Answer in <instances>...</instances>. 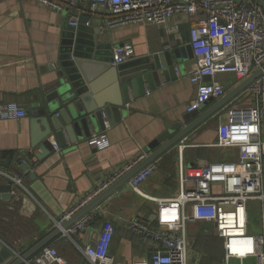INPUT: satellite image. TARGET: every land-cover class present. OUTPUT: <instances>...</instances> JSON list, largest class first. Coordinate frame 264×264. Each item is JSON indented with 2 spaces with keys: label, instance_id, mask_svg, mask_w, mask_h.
<instances>
[{
  "label": "crops",
  "instance_id": "obj_1",
  "mask_svg": "<svg viewBox=\"0 0 264 264\" xmlns=\"http://www.w3.org/2000/svg\"><path fill=\"white\" fill-rule=\"evenodd\" d=\"M67 1H75L76 6L65 3L63 10L57 11L34 0L0 2V102H17L27 110V115L20 121L0 120V166L21 178L23 185V189L11 188L20 198L14 210L9 209L15 202L12 196L9 199L0 197V240L16 254L25 253L44 238L65 211L104 180L110 179L121 164L133 162L140 155L147 156L144 149L166 130L168 122H177L188 113L187 106L196 93V87L189 79L195 61L187 52L193 20L180 14L166 26L128 24L102 29L110 17L108 10L91 11L92 0ZM76 16H88L89 22H94L99 42L111 45L112 53L117 46L125 44L134 51L132 59L153 57L165 51L181 52L176 77L169 81L158 77V85L144 79L142 91L138 87L137 95L129 90V101L118 109L119 121L109 124L105 117L104 129L111 146L102 151L87 143L89 136L83 131L74 139L65 134L64 139L59 140L54 133L52 117L64 124V108L54 105L48 111L44 103L47 89L59 67L64 25L69 18L73 21ZM219 80L228 90L236 86L233 74H221ZM120 93L118 96L122 98L124 94ZM233 103L236 101L229 102L225 109ZM225 109L186 139L188 144H194L185 150L187 165L225 159L223 149L209 146L217 141L215 127L225 119ZM47 129L52 132L44 138ZM100 131L92 128L91 134ZM46 142L50 150L38 158L42 154L41 145ZM54 143L61 148L60 151L54 150ZM173 154L177 160V146L155 160L159 167L142 186L147 196L169 199L180 191L178 164L175 160L173 162ZM235 155L232 153L231 156ZM24 156L31 159L23 162ZM9 183L0 175V186ZM153 202L125 185L98 206L89 230L58 238L51 245L73 264H90L77 244L84 246L93 240L95 232L112 224L115 234L110 254L115 263L150 264L151 249L142 235L129 228V222L139 215L145 217L144 209L150 210L151 214L155 212L157 206ZM218 242L223 250V261V240ZM231 264H256V261L253 258H245L242 262L232 259Z\"/></svg>",
  "mask_w": 264,
  "mask_h": 264
},
{
  "label": "built area",
  "instance_id": "obj_2",
  "mask_svg": "<svg viewBox=\"0 0 264 264\" xmlns=\"http://www.w3.org/2000/svg\"><path fill=\"white\" fill-rule=\"evenodd\" d=\"M3 0H0V2ZM61 11L65 3L76 6L75 1L34 0ZM67 1V2H66ZM91 11L106 9L110 12L105 26L111 29L128 24L166 26L176 15H185L193 24L189 37L195 67L189 75L196 87L194 98L187 112L199 111L211 99L222 98L226 86L219 80L221 74H233L236 84L247 79L257 70H263L244 91L225 109L226 117L217 127L215 146L236 153L233 159L212 161L189 166L185 150L194 146L183 140L177 145L180 191L169 199L149 197L142 190L143 184L158 169L153 161L141 169L126 184L132 192L157 203L152 214L155 220L144 215L134 217L129 228L143 236L151 249L150 264H195L192 262L193 241L189 228L195 223L213 226L215 236L223 240L225 255L222 264L232 259L253 258L256 264H264V9L255 0H92ZM77 16L71 25L77 26ZM167 49V48H166ZM134 51L130 45L117 46L112 65L131 60ZM178 73V69H176ZM209 77V80L206 78ZM232 100V101H233ZM221 110V111H222ZM220 111V112H221ZM219 112V113H220ZM218 113V114H219ZM27 115L25 107L17 102H0V120L20 121ZM87 143L96 150L111 146L107 132H93ZM55 151H60L53 144ZM231 156V155H230ZM27 157V156H26ZM138 156L117 168L110 179L104 180L71 209L65 211L55 226H61L79 209L109 188L132 168L145 159ZM30 157L22 158L27 162ZM13 187L23 189L22 180L0 169ZM14 189V188H13ZM10 196L15 199L10 210L20 200L16 190ZM259 201L261 213L260 232L249 233L251 201ZM84 215L66 235L86 232L96 217V210ZM115 234L112 224L97 231V237L77 248L90 264H116L110 254ZM20 255V254H18ZM28 264H73L59 250L49 245L43 248Z\"/></svg>",
  "mask_w": 264,
  "mask_h": 264
},
{
  "label": "water",
  "instance_id": "obj_3",
  "mask_svg": "<svg viewBox=\"0 0 264 264\" xmlns=\"http://www.w3.org/2000/svg\"><path fill=\"white\" fill-rule=\"evenodd\" d=\"M255 1L264 9V0ZM77 21L78 26H73L70 24L71 19L69 18L64 25L59 67L56 70L53 83L47 89L44 102L48 111L54 105L64 108V124L58 118L52 117L54 133L59 140H63L65 134L74 139L82 131L90 136L92 128L104 130L105 117L108 118L109 124H115L121 119L118 109L129 101L130 89L137 95L138 87L140 92L142 91L144 79L153 85L159 84L158 77H163L169 81L177 76L176 69L181 63V52L165 51L157 53L153 57L131 59L112 66L111 45L99 42V34L95 29L94 22H89L88 16H81ZM187 49L189 58H193L191 47L188 46ZM262 71L261 69L255 71L230 90L226 87L225 95L218 100H209L202 106L200 113V110L187 113L177 122H168L166 130L149 147L144 149L148 153L144 160L79 209L61 226H55L51 232L25 253L16 254L0 240V264H28L34 256L56 239L68 237L66 235L68 229L84 215L96 209L112 194L124 187L141 169L173 149L183 140L188 139L199 126L215 118L229 102L258 78ZM206 79L209 80V77ZM120 91L124 94L122 98L118 96ZM45 111L43 110V112ZM51 132L50 129H47L44 138ZM41 150L42 154H39L38 158L49 152L47 142L41 145ZM189 166H193V164ZM23 168L27 170L25 165ZM11 188V183L0 186V197L9 199ZM144 210L146 218L155 220V215L151 214L150 210ZM95 237H97V232L93 234V238ZM63 243L65 242L63 241Z\"/></svg>",
  "mask_w": 264,
  "mask_h": 264
},
{
  "label": "rangeland",
  "instance_id": "obj_4",
  "mask_svg": "<svg viewBox=\"0 0 264 264\" xmlns=\"http://www.w3.org/2000/svg\"><path fill=\"white\" fill-rule=\"evenodd\" d=\"M214 129V128H213ZM216 130V136H217V128L215 127ZM215 132V131H214ZM224 153V160L221 161H226L234 158L232 155V150H222ZM173 158V162L175 160V154L171 156ZM177 158V155H176ZM177 160H175V163ZM154 206H157V203L153 202L152 203ZM248 210H249V233L252 234H257L260 232V224H261V213H260V203L259 201H251L249 202L248 205ZM189 235H190V240L193 241V249L192 250V262L194 263V260H198V264H219L221 263L222 259V252L221 251H216V255H213V258H211L212 254L208 255L207 253L201 252L203 251V246H202V240L201 238L207 237L210 240L211 247L213 248H220L219 247V242L216 240L215 233H214V228L212 225L207 224V223H195L194 225H191L189 228ZM212 237V238H210ZM218 245V246H217ZM212 250V252H215ZM211 252V253H212ZM222 255V256H221ZM254 261V260H253Z\"/></svg>",
  "mask_w": 264,
  "mask_h": 264
},
{
  "label": "trees",
  "instance_id": "obj_5",
  "mask_svg": "<svg viewBox=\"0 0 264 264\" xmlns=\"http://www.w3.org/2000/svg\"><path fill=\"white\" fill-rule=\"evenodd\" d=\"M30 157V156H29ZM0 169H2V170H4V171H6V169L5 168H3V167H1L0 166ZM216 237V240H219V239H221V238H219V237H217V236H215ZM210 238H212V237H210ZM219 238V239H218ZM201 240H202V246H203V251H201V252H203V254L204 253H207L208 255H210V254H212V256H211V258H213V255H216V251L215 250H217V251H221L222 253H223V250L221 249V248H212L211 247V245L212 244H210V240L207 238V237H203V238H201ZM51 245V244H50ZM218 246V245H217ZM194 250V249H193ZM212 250H214L215 252H212ZM212 252V253H211ZM222 256V255H221Z\"/></svg>",
  "mask_w": 264,
  "mask_h": 264
}]
</instances>
